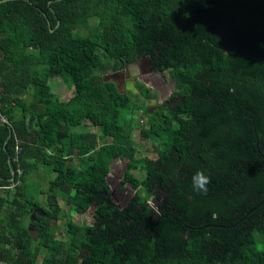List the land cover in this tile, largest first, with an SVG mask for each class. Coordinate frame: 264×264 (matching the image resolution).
I'll use <instances>...</instances> for the list:
<instances>
[{
	"label": "trees",
	"instance_id": "16d2710c",
	"mask_svg": "<svg viewBox=\"0 0 264 264\" xmlns=\"http://www.w3.org/2000/svg\"><path fill=\"white\" fill-rule=\"evenodd\" d=\"M201 0H7L0 1V101L9 125L0 124V261L11 264H149L156 254L152 240L136 245L129 255L121 253L123 240L101 241L96 224L105 219L108 199L106 176L112 161L128 160L144 176L126 178L134 191L135 208L155 200L148 189L152 175L162 179L154 166L163 167L175 152V165L194 150L190 142L193 123L190 108L194 82L207 74L218 84H231L225 77L226 59L211 57L203 66L190 62L156 69L173 71L178 89L152 112L121 93L115 83L105 81L106 70H120L146 58L137 50L138 29L145 30L150 17L169 19L177 7L180 20L192 18V6ZM213 1V0H203ZM60 78L72 89L68 101L50 93L49 80ZM30 99H28V98ZM13 103V105H11ZM143 110L146 127L140 136L154 146L155 160H136V147L121 124L127 112ZM99 130L82 129L85 118ZM31 123V124H30ZM167 137L160 141V136ZM106 139L109 141L106 142ZM102 140V143H99ZM158 143V145H157ZM19 147L17 161L15 150ZM78 158L80 165L74 164ZM197 159L211 170L213 154L204 144ZM164 160V161H163ZM20 168V184L16 170ZM61 174L60 184H50L30 198L22 192L30 170ZM30 183V182H29ZM57 190L67 204L94 207L96 223L80 226L67 221L68 239L56 238L54 223L60 219ZM70 237V238H69ZM219 245L216 236L204 234L183 244L175 264H264V216L235 242L231 263L209 259L201 246Z\"/></svg>",
	"mask_w": 264,
	"mask_h": 264
},
{
	"label": "water",
	"instance_id": "95a60500",
	"mask_svg": "<svg viewBox=\"0 0 264 264\" xmlns=\"http://www.w3.org/2000/svg\"><path fill=\"white\" fill-rule=\"evenodd\" d=\"M168 6L172 18L150 17L145 30L138 29L139 56H147L151 70V64L163 69L195 58L205 66L211 57H224L232 83L218 84L214 74L194 82L193 152L175 165L172 151L165 166H154L163 178L148 180L151 205L135 208L134 198L122 200L109 183L106 217L96 224V235L103 242L123 240L125 256L150 239L156 254L149 264H175L188 239L209 234L220 244L201 246L204 254L231 263L235 242L264 216V0H201L187 22ZM201 144L213 154L216 171L197 159ZM198 170L210 177L206 194L193 189Z\"/></svg>",
	"mask_w": 264,
	"mask_h": 264
},
{
	"label": "rangeland",
	"instance_id": "374dc122",
	"mask_svg": "<svg viewBox=\"0 0 264 264\" xmlns=\"http://www.w3.org/2000/svg\"><path fill=\"white\" fill-rule=\"evenodd\" d=\"M96 74H102L104 80L115 83L121 93L133 95V100L140 106L146 107L148 112H152L158 105L172 106L180 101L178 99L169 100L171 94L178 90L172 78L173 71L154 72L150 69L147 58L132 64L125 63V67L120 70L108 69L104 73L96 72ZM49 86L50 93L43 96L40 100H49L51 95H56L60 101H68L73 95L72 89L60 78H51ZM142 114L143 110L133 113L128 111L124 118L122 117L121 124L126 134L135 144L136 160L143 158L155 160L157 155L154 152V146L140 136V129L146 127L145 118L142 117ZM91 122L86 117L83 121L82 129L99 135V130L94 125H91ZM166 137L167 134L163 133L160 136V141ZM107 141L109 139H106ZM99 143H102V140H99ZM74 164L80 165V161L76 157L74 158ZM29 172L30 175L32 174L29 176L30 183L28 182V184L24 185V191L22 192L25 198H30L39 190H46L50 184H60L61 182V174L56 172L45 173L42 169L30 170ZM130 176L141 179L144 174L139 168L133 167L126 159L111 162L109 173L106 176L107 183L115 184L117 196L122 200L130 198L134 194V191L126 182V178ZM57 195V204L61 209L60 219L54 223L58 240L65 242L68 239V220L80 226H92L96 223L94 207L85 205L81 207L71 206L67 204L66 196L63 193L57 190ZM153 202L152 200L149 201V205L153 204Z\"/></svg>",
	"mask_w": 264,
	"mask_h": 264
},
{
	"label": "clouds",
	"instance_id": "9594fccd",
	"mask_svg": "<svg viewBox=\"0 0 264 264\" xmlns=\"http://www.w3.org/2000/svg\"><path fill=\"white\" fill-rule=\"evenodd\" d=\"M210 182V177L203 170L196 171L192 176V186L195 191L206 194L208 191L207 185Z\"/></svg>",
	"mask_w": 264,
	"mask_h": 264
},
{
	"label": "built area",
	"instance_id": "2783aa9c",
	"mask_svg": "<svg viewBox=\"0 0 264 264\" xmlns=\"http://www.w3.org/2000/svg\"><path fill=\"white\" fill-rule=\"evenodd\" d=\"M0 1H7V0H0ZM11 105H13V103H12ZM2 106H3V104H2L1 101H0V124L9 125V122H8V119H7L6 115H5L4 113L1 112V108H2ZM19 151H20V148L17 147L16 150H15L14 161H17V155H18ZM16 173H17V181H16V183H11V184L7 187V189L12 190V189H14L15 186H17V185L20 184V180H19V178H20V176L22 175V171H21V169L18 168V169L16 170ZM0 264H11V263H7V262L0 261Z\"/></svg>",
	"mask_w": 264,
	"mask_h": 264
},
{
	"label": "flooded vegetation",
	"instance_id": "af4514ba",
	"mask_svg": "<svg viewBox=\"0 0 264 264\" xmlns=\"http://www.w3.org/2000/svg\"><path fill=\"white\" fill-rule=\"evenodd\" d=\"M140 60H141V59H140ZM137 61H139V60H137ZM137 61H136V62H137ZM134 63H135V62H134ZM131 64H132V63H131ZM158 106H159V105H158ZM158 106H157V107H158ZM157 107H156V108H157ZM156 108H155V109H156Z\"/></svg>",
	"mask_w": 264,
	"mask_h": 264
},
{
	"label": "bare ground",
	"instance_id": "6f19581e",
	"mask_svg": "<svg viewBox=\"0 0 264 264\" xmlns=\"http://www.w3.org/2000/svg\"><path fill=\"white\" fill-rule=\"evenodd\" d=\"M129 85V87H131V85L130 84H128Z\"/></svg>",
	"mask_w": 264,
	"mask_h": 264
}]
</instances>
